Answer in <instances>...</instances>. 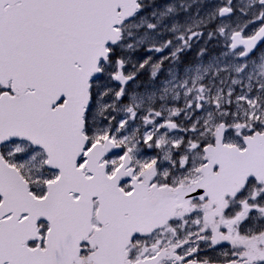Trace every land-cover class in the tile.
Wrapping results in <instances>:
<instances>
[{"label":"snow or ice","instance_id":"obj_1","mask_svg":"<svg viewBox=\"0 0 264 264\" xmlns=\"http://www.w3.org/2000/svg\"><path fill=\"white\" fill-rule=\"evenodd\" d=\"M0 264H264V0H0Z\"/></svg>","mask_w":264,"mask_h":264}]
</instances>
